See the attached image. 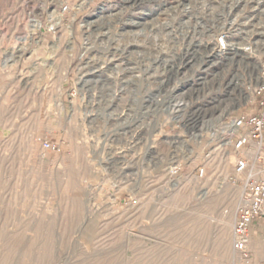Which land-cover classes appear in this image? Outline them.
<instances>
[{"label": "rangeland", "instance_id": "374dc122", "mask_svg": "<svg viewBox=\"0 0 264 264\" xmlns=\"http://www.w3.org/2000/svg\"><path fill=\"white\" fill-rule=\"evenodd\" d=\"M257 2L0 0V264H264V232L232 248L221 134L251 108Z\"/></svg>", "mask_w": 264, "mask_h": 264}, {"label": "built area", "instance_id": "2783aa9c", "mask_svg": "<svg viewBox=\"0 0 264 264\" xmlns=\"http://www.w3.org/2000/svg\"><path fill=\"white\" fill-rule=\"evenodd\" d=\"M65 10L67 6H63ZM46 29L54 32L56 24L50 23ZM213 46L219 56L233 51L225 33H219L214 38ZM251 92L248 101L250 110L228 118L221 129L224 145L232 147L237 154L234 175L242 178V192L232 227V248L245 261L248 260L250 228L253 223L264 221V57L258 62L257 77ZM41 147L43 151L58 149L47 139L41 141ZM176 172L177 167H173L171 173Z\"/></svg>", "mask_w": 264, "mask_h": 264}, {"label": "bare ground", "instance_id": "6f19581e", "mask_svg": "<svg viewBox=\"0 0 264 264\" xmlns=\"http://www.w3.org/2000/svg\"><path fill=\"white\" fill-rule=\"evenodd\" d=\"M262 1H264V0H258V4L259 3H261ZM262 4V3H261ZM258 6V5H257ZM264 9V8H263ZM101 27V26H100ZM229 44H230V46L233 48V51H231L228 55H230L231 53H237L241 48H240V46H239V43L238 42H234L233 41V39H230L229 41ZM87 48V46H85L84 47V50ZM225 56H227V55H225ZM230 57H232V56H230ZM119 164V163H118ZM224 223V226H228V228L230 227V225H231V219L230 220H228V221H226V222H223ZM225 229L226 228H224V232H225Z\"/></svg>", "mask_w": 264, "mask_h": 264}, {"label": "crops", "instance_id": "0c3cea01", "mask_svg": "<svg viewBox=\"0 0 264 264\" xmlns=\"http://www.w3.org/2000/svg\"><path fill=\"white\" fill-rule=\"evenodd\" d=\"M264 232V223L255 222L252 224L249 232V240L258 236V233Z\"/></svg>", "mask_w": 264, "mask_h": 264}]
</instances>
